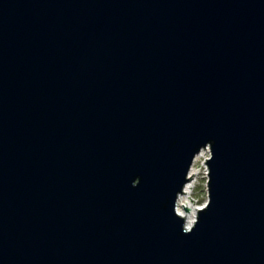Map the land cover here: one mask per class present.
Here are the masks:
<instances>
[{"label":"water","instance_id":"water-1","mask_svg":"<svg viewBox=\"0 0 264 264\" xmlns=\"http://www.w3.org/2000/svg\"><path fill=\"white\" fill-rule=\"evenodd\" d=\"M0 264H264V0H0Z\"/></svg>","mask_w":264,"mask_h":264},{"label":"rangeland","instance_id":"rangeland-1","mask_svg":"<svg viewBox=\"0 0 264 264\" xmlns=\"http://www.w3.org/2000/svg\"><path fill=\"white\" fill-rule=\"evenodd\" d=\"M192 174L194 177L187 185H193L188 194H183L182 202L184 204H190L193 208H201L208 201L207 191V166L203 160V157L199 158L195 165ZM185 209V208H184ZM197 216V213H196Z\"/></svg>","mask_w":264,"mask_h":264},{"label":"bare ground","instance_id":"bare-ground-1","mask_svg":"<svg viewBox=\"0 0 264 264\" xmlns=\"http://www.w3.org/2000/svg\"><path fill=\"white\" fill-rule=\"evenodd\" d=\"M209 148H206V150H208ZM205 149H203L201 152L202 154H204L205 152H207ZM201 154V153H200ZM198 155L199 157H201L202 155ZM196 157V159H199V157ZM196 159L194 161V164L192 166V169L190 171V176H192V171L195 169L194 165L196 163ZM193 187V185H186L185 187V193L188 194L189 190ZM182 198L183 196L180 195L179 200H178V205H177V211L179 213L180 216L185 217V221H186V225L188 227H192L194 225V222L197 218L196 213L198 208H193L189 203L188 204H184L182 202ZM185 208V209H184ZM187 209V210H186Z\"/></svg>","mask_w":264,"mask_h":264},{"label":"built area","instance_id":"built-area-1","mask_svg":"<svg viewBox=\"0 0 264 264\" xmlns=\"http://www.w3.org/2000/svg\"><path fill=\"white\" fill-rule=\"evenodd\" d=\"M207 152H205L204 154H202V152H201V154L200 155H202L201 157H203V160H204V162L206 161V159H208L209 157H210V150L208 149V150H206ZM199 157V156H198ZM201 157H199V158H201ZM198 159H196V161H197ZM207 166V165H206ZM207 170H208V168H207ZM207 174H208V171H207Z\"/></svg>","mask_w":264,"mask_h":264}]
</instances>
